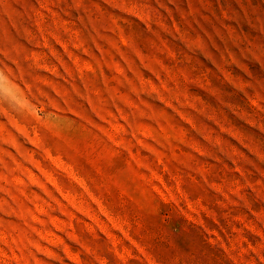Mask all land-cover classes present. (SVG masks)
I'll return each instance as SVG.
<instances>
[{
	"label": "rangeland",
	"instance_id": "374dc122",
	"mask_svg": "<svg viewBox=\"0 0 264 264\" xmlns=\"http://www.w3.org/2000/svg\"><path fill=\"white\" fill-rule=\"evenodd\" d=\"M0 264H264V0H0Z\"/></svg>",
	"mask_w": 264,
	"mask_h": 264
}]
</instances>
